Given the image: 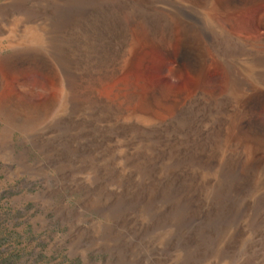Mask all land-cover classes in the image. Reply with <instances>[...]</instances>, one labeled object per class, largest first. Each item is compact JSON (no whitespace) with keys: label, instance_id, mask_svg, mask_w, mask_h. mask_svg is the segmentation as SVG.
I'll list each match as a JSON object with an SVG mask.
<instances>
[{"label":"rangeland","instance_id":"374dc122","mask_svg":"<svg viewBox=\"0 0 264 264\" xmlns=\"http://www.w3.org/2000/svg\"><path fill=\"white\" fill-rule=\"evenodd\" d=\"M14 1L0 0V264H187L177 260L184 252L179 233L162 245L154 237L158 228L148 222L141 226V213L132 200L157 181H114V176L104 178L101 167L112 170L115 162L132 158H175L174 154L191 147L187 135L189 127L185 124L188 116L178 115L173 108L159 115L171 123L167 137L161 133L139 134L141 128H129L135 124L138 98L156 89L179 93L184 102L192 100L198 90L229 97L230 105L221 112L234 111V118L248 116L253 105L258 104L259 114L255 116L258 123L264 124V85L259 88L244 76L242 68L239 70L253 60L254 66L264 73V31L259 24V19L264 18V0H240L230 8L219 7L218 3L224 0H214V4L206 0H102L101 3L91 0L89 19H71V0H63L64 4L62 0H30L27 4L30 11L16 7ZM30 13L48 18L45 19L47 35L41 42L22 41L40 38L37 23L29 19ZM129 19H147L155 30L164 28L162 19H189L192 52L203 48L212 60L200 79L186 69H173L174 58L179 54L177 41L173 57L168 58L147 40H137L136 47L122 58L115 75L100 80L95 87L99 97L120 110L116 113L101 111L92 102L90 107L83 106L82 102H88L89 97L84 87L78 85L75 74L87 75L88 69L98 67L106 54L120 48V36L113 32ZM201 19H211L232 40L218 37ZM85 20L97 24L86 27ZM85 29L90 36L84 37ZM176 30L179 37V28ZM238 42L248 43L253 50H244ZM17 51L39 52L56 75L34 64L20 67L16 72L9 71L5 60ZM229 62L239 73L242 71L240 79L233 81L227 67ZM9 95L14 96L16 107L44 109L51 98L57 105L49 113L44 112L43 117L15 122L14 108L7 105ZM134 95L138 98H133ZM202 112L205 116L211 115L209 108H203ZM145 123L148 125L147 122L142 124ZM219 127L215 125L214 132H218ZM120 196H128L131 201L114 206L111 200L113 208L107 210L91 206L96 199L105 201ZM263 216L264 209H260L244 219L241 227L253 234L252 247L238 250L232 264H244L240 259L254 254L255 262L249 263L264 264ZM239 219H234V224L238 225ZM256 248L258 250L254 251ZM241 252L244 255L241 256Z\"/></svg>","mask_w":264,"mask_h":264},{"label":"bare ground","instance_id":"6f19581e","mask_svg":"<svg viewBox=\"0 0 264 264\" xmlns=\"http://www.w3.org/2000/svg\"><path fill=\"white\" fill-rule=\"evenodd\" d=\"M90 1L91 0H71V4L69 3V7L71 9L70 16H72L71 19H89L88 17L91 11ZM29 2L30 0H15L14 5L18 8L26 10L28 8L27 4ZM97 2L101 3L102 0H98ZM206 2L209 4H214V0H206ZM240 2V0H224L218 4L219 7L230 8L232 6L238 5ZM64 3V1L61 2V4ZM33 4L31 3L30 5ZM58 4L60 3L58 2ZM24 12L26 13L27 11ZM34 12L36 11L34 10ZM29 19H32V21L37 23L36 31H39L40 38H29L27 40L20 39L22 41L40 42L45 40V36L47 35L45 19L48 18L44 16L40 17L33 13L30 15ZM129 20L130 21L125 24L122 22L124 24L122 27L116 26L115 31L113 32V34L120 36V48H115L116 50L106 54L98 67L94 66V68H91V70L88 69L90 72H88L87 75L83 76V74H75L77 79H79V83H76L84 87V92L89 97L88 102H82L83 106L90 107V102H92L94 107L101 111L110 112L112 110L116 113L118 110H120L119 107H116L113 104L105 101L103 98L99 97L95 92V87L100 80H107V78L110 76L112 77L113 74L115 75L117 70L120 69L118 67L122 58L127 55L128 52H130L134 47H136L137 40H147L157 48L161 49L168 58L173 57V47L177 41L179 54L174 58L173 69L175 71L186 69L187 72H189L192 76L197 78L200 77V79L206 65L212 60L210 55L205 52L203 48L198 49L196 52H192L189 39L191 38L190 36L193 35L191 33V35L189 34V19H162L164 20V28L162 30L153 29L154 27L152 28L151 22H149L147 19ZM201 20L203 24L211 28L214 34H216L218 37L225 40H232L227 32L215 24L211 19ZM95 24H89L88 21L85 20L83 25H86V27H90V25H92V28L96 26ZM259 24L260 28L264 31V18L261 17L259 19ZM109 27L108 29H110ZM177 27L179 28V37L177 35ZM111 29L114 28L111 27ZM33 31L34 30H32V32ZM32 34H34V32ZM83 34L85 35H83L84 37L90 36V33L87 29L83 31ZM51 35L53 36L55 34L51 33ZM84 37L82 38L84 39ZM109 37H111L110 34ZM16 40L18 41L19 39ZM16 40L14 41L16 42ZM238 43L242 48H244V50H253L252 46L246 42ZM25 45L28 46V44ZM108 50H106V52ZM257 51L258 50H256V52ZM38 54H33L28 51H17L13 55L7 56V59L5 60V66L9 71L16 72L20 67L28 64H34L40 66L41 69H43L44 72L46 71L48 74L54 73V68H52L51 64L45 58H42L40 56L41 54ZM258 56H260V54ZM48 59H50V56ZM248 62V65L240 66L239 70L242 68L241 70L243 71L244 76L258 87L264 85L263 70L258 66H254L253 60ZM227 67L230 70L233 81L235 78H239V74H241L242 71L239 73L238 68L235 66L231 67L230 62ZM54 75H56V73H54ZM257 90L259 91L262 89ZM133 98H138V96L134 95ZM262 98L264 97L262 96ZM138 99L135 100V102L137 100L139 101L138 107L134 113L135 124H132L129 128H141V132L139 134L161 133V135L164 134L163 136L167 137L169 131L168 127H170L171 123L169 124V122L162 119L159 115L163 113L165 114V112L173 108L175 109L174 112H176L178 115L188 116L185 124L189 127V132L187 135L189 137L188 139H190L188 142L190 143L191 147L186 150L184 149L185 151L182 153L175 152V158L172 156L163 160H145L136 158H132V160L126 159V161L121 160V162H115L112 170H110L111 168L108 169V167L103 166L101 167V172H103L104 178L114 176L112 177L114 181H137V183H139V181H157L155 184L148 185L149 188L143 194H139L136 197L133 196L134 198L132 201H134L135 207H137L141 213V226H143L145 222H148L153 227L158 228V233L154 236L158 244L163 245L168 243L171 239H173V235H176V232L181 235L184 252L179 255L176 254L178 255L177 260L187 264H232V258L238 250H241L244 247H252L250 246V242L253 240V234L246 230L244 226L243 228L241 227L243 222L250 218L251 213H254L255 211L257 213L260 209H264V124L258 123L255 116L256 114H259L257 113L259 105H253L252 110L249 108L251 111L248 113V116H244V114L241 113L244 117L234 118L235 116L232 117V113H234V111L231 112L225 110L224 112H221L227 108V105H230L229 97H223L218 94H207L201 90H198L195 97L188 102H184L181 94L179 93L162 92L158 89L148 92L144 97ZM13 100L14 96L9 95L7 97V105H10L14 108L13 120L15 122L20 120H34L40 116L43 117L44 112L46 113L48 111L49 113V111L57 105L54 98L49 100L48 106L44 107V109L38 106L20 107L19 105V107H16L13 105ZM203 108L210 109L211 115L208 113L210 117L204 115L205 113L202 112ZM61 112L63 111L61 110ZM241 112L243 111L241 110ZM174 117H177V115ZM143 122H147L148 125H146V123L142 124ZM217 124L220 126L219 129H217V131H219L214 132L216 129L215 125ZM123 128L127 129L128 127ZM166 145L168 144L166 143ZM177 155H179L178 158H176ZM102 200L103 199H96L91 204V206L98 209L107 210V208H113L110 206L111 200L113 203L112 205L116 206L117 204L125 205V203H127V201L130 199L128 196H120L118 199H105V201ZM236 218L239 219L238 225L234 224V219ZM254 223L255 222L253 221V224ZM247 227H249V225ZM256 250L258 249L256 248L254 251ZM178 251L181 252V249L179 248ZM242 253L243 252H241V256ZM244 253L246 252L244 251ZM254 255L240 260H243L242 262L244 264H251L254 261ZM177 257L175 256L174 258L176 259ZM172 262L174 261H171V263ZM256 264H258V262H256Z\"/></svg>","mask_w":264,"mask_h":264}]
</instances>
